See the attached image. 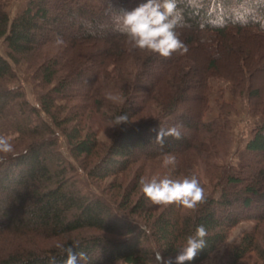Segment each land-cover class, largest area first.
<instances>
[{
  "label": "trees",
  "instance_id": "16d2710c",
  "mask_svg": "<svg viewBox=\"0 0 264 264\" xmlns=\"http://www.w3.org/2000/svg\"><path fill=\"white\" fill-rule=\"evenodd\" d=\"M144 2L28 0L12 16L0 0V81L26 62L41 87L33 103L0 83V135L14 145L0 163V264H66L68 248L77 264H176L203 225L206 246L185 262L200 264L248 221L227 264L251 254L264 264V0H175L188 51L170 58L132 49L115 30V12ZM212 81L228 83L259 119L235 152L233 103L217 101L205 119ZM123 115L127 123L114 126ZM175 125L181 138L158 143L160 129ZM103 131L108 142L98 140ZM165 154L174 166H163ZM154 176H196L205 201L154 205L139 183ZM109 178L110 196L89 189Z\"/></svg>",
  "mask_w": 264,
  "mask_h": 264
},
{
  "label": "clouds",
  "instance_id": "9594fccd",
  "mask_svg": "<svg viewBox=\"0 0 264 264\" xmlns=\"http://www.w3.org/2000/svg\"><path fill=\"white\" fill-rule=\"evenodd\" d=\"M115 30L127 38L132 49H139L149 53L159 54L163 58H170L174 53L184 55L188 49L177 34L178 17L176 15L175 0H146L131 11L120 10L115 12ZM57 44H63L62 38H57ZM109 99L114 97L109 96ZM126 115L118 116L114 126L127 123ZM113 126V127H114ZM181 126L175 125L168 129L161 128L157 142L163 141L166 136L175 139L181 138ZM14 152L12 138L0 135V163ZM163 166L176 164V157L165 154L162 158ZM140 186L145 197L154 205H176L184 209H195L205 201V190L196 176L183 178L152 177L141 178ZM206 229L199 225L193 235L186 238L184 247L176 257V264H185L192 261L198 251L206 246ZM78 246V245H77ZM66 252L69 258L66 264H77V256L72 254L71 248ZM79 260L87 261V255L79 253Z\"/></svg>",
  "mask_w": 264,
  "mask_h": 264
},
{
  "label": "rangeland",
  "instance_id": "374dc122",
  "mask_svg": "<svg viewBox=\"0 0 264 264\" xmlns=\"http://www.w3.org/2000/svg\"><path fill=\"white\" fill-rule=\"evenodd\" d=\"M6 11H8L12 16L17 12L23 9L28 0H1ZM0 51L3 54H6L5 44L0 41ZM16 73V78L14 79H5L0 81L5 85H8L11 88H22L28 93V96L33 103H37V97L39 92H41V87L38 82L32 79V70L29 69L26 62H21L20 64L14 66ZM230 85L226 82L221 81H212L211 91H210V107L211 111L206 114L205 119H213L217 112V101H226L233 103L235 106V111L231 114V136L233 138L232 152H235L239 148H243L246 141L251 135V130L254 126V123L259 121L257 117L252 116L247 109L246 102L241 98H234L230 92ZM220 92H223L221 97ZM59 105H66L64 101H58ZM72 105V104H71ZM68 112V109L65 111ZM64 112V113H65ZM60 147L62 151L66 152L68 155V145L66 138L60 132ZM98 140L103 142H108V132H100L98 135ZM201 171V170H200ZM81 172V171H80ZM82 173V172H81ZM204 176L203 170L201 171ZM132 177V176H131ZM82 179L84 178V173H82ZM86 179V178H85ZM114 178H109L102 182H97L95 185L91 184L90 190L101 194V191L105 193L106 196H110V190L112 189V182ZM114 183V182H113ZM207 192H210V187L207 188ZM254 226L253 222H241L239 223L230 233L227 244L217 249L206 261L200 264H227V247L229 245L237 244L242 237L249 232ZM155 264H160V259H158ZM242 264H261L260 261L256 258L255 255H249Z\"/></svg>",
  "mask_w": 264,
  "mask_h": 264
}]
</instances>
